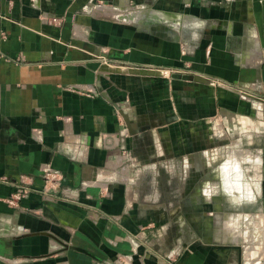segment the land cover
Here are the masks:
<instances>
[{"label":"crops","instance_id":"crops-1","mask_svg":"<svg viewBox=\"0 0 264 264\" xmlns=\"http://www.w3.org/2000/svg\"><path fill=\"white\" fill-rule=\"evenodd\" d=\"M92 1L0 0V264H264L218 205L264 213V0Z\"/></svg>","mask_w":264,"mask_h":264},{"label":"rangeland","instance_id":"rangeland-1","mask_svg":"<svg viewBox=\"0 0 264 264\" xmlns=\"http://www.w3.org/2000/svg\"><path fill=\"white\" fill-rule=\"evenodd\" d=\"M125 1L126 2L124 5L117 6V5L109 4L105 0H93L91 3L86 5V7L84 8V12L90 15L96 13V14H100V16H104L112 20L120 19L122 21L125 20L127 17L134 16V17H138V19H143L140 20V22L147 21L148 18H153L154 20H158V19L160 20L165 16H167V18L175 17L181 19L182 17H185V15H187L182 10H178V11L176 10L175 12L169 13L168 10H164L160 6L146 5V3L141 0H125ZM162 25H163L162 23H159V24H155L154 27L159 29L160 27H162ZM136 71L140 72V74H154L155 76H159V77H166L168 75L167 71L157 68L152 69V68L138 67ZM140 171L141 170H139L138 168H134L130 171V173L136 176V174H139ZM144 172L145 174H147L148 177L150 175H153L155 177L160 176L159 169L154 170L153 172H151V170ZM132 186L134 189L138 187L134 184ZM144 187L145 186H143L142 188L144 189ZM162 188L163 186H161V183L160 184L155 183L154 185H152V189H153L152 194H155L154 200L152 201L154 207L157 209H162L163 203L164 205H167L169 203L171 208H176L178 202L175 200L169 202H163V199L161 197L162 191L160 192ZM174 188L175 190H177L178 186L175 185ZM236 202L239 205L246 203L241 200L235 202L220 201L218 202V205L221 209L225 211L226 208H230L234 210V211L231 210L229 214H233L234 215L233 221L235 222V224L240 225V229H239L240 233H238L239 235L238 241L247 242L246 244L250 249L249 254L251 255V257L260 256L258 258L263 259L264 258V213L257 212L256 208H254L255 211L244 213V209L235 207ZM244 224L245 227L243 228L242 225Z\"/></svg>","mask_w":264,"mask_h":264},{"label":"built area","instance_id":"built-area-1","mask_svg":"<svg viewBox=\"0 0 264 264\" xmlns=\"http://www.w3.org/2000/svg\"><path fill=\"white\" fill-rule=\"evenodd\" d=\"M42 177L46 184H49L53 186L55 183L59 182L61 180L59 173L50 167V165H47V168H42ZM23 193L24 196L27 195L28 191L26 189H23L20 191ZM128 257H119L113 260V263L111 262H98L97 264H131V261L127 259Z\"/></svg>","mask_w":264,"mask_h":264},{"label":"clouds","instance_id":"clouds-1","mask_svg":"<svg viewBox=\"0 0 264 264\" xmlns=\"http://www.w3.org/2000/svg\"><path fill=\"white\" fill-rule=\"evenodd\" d=\"M229 166H230L229 164H225L221 169V180L223 181L222 186H221L222 190L228 196H232L234 194V192H240L241 194H243L242 187H241L238 180L233 181L231 184L228 183V181L225 177V173L228 171ZM236 171L237 172L239 171L238 166H236ZM204 194L206 196L211 197L212 195H215L217 193L215 190L210 189L209 187H206Z\"/></svg>","mask_w":264,"mask_h":264}]
</instances>
